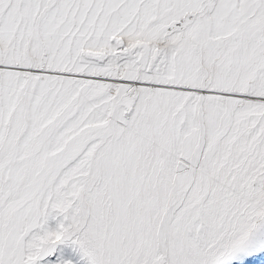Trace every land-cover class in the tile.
<instances>
[{
  "label": "snow or ice",
  "instance_id": "obj_1",
  "mask_svg": "<svg viewBox=\"0 0 264 264\" xmlns=\"http://www.w3.org/2000/svg\"><path fill=\"white\" fill-rule=\"evenodd\" d=\"M0 264H264V0H0Z\"/></svg>",
  "mask_w": 264,
  "mask_h": 264
},
{
  "label": "rangeland",
  "instance_id": "obj_2",
  "mask_svg": "<svg viewBox=\"0 0 264 264\" xmlns=\"http://www.w3.org/2000/svg\"><path fill=\"white\" fill-rule=\"evenodd\" d=\"M50 223L52 224V226H55V221H51Z\"/></svg>",
  "mask_w": 264,
  "mask_h": 264
}]
</instances>
